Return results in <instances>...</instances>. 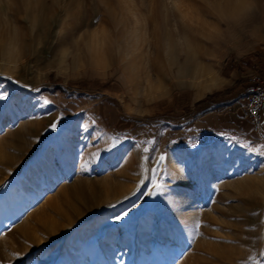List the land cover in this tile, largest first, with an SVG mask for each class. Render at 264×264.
<instances>
[{
	"label": "rangeland",
	"instance_id": "obj_1",
	"mask_svg": "<svg viewBox=\"0 0 264 264\" xmlns=\"http://www.w3.org/2000/svg\"><path fill=\"white\" fill-rule=\"evenodd\" d=\"M258 77L264 0H0V264H264Z\"/></svg>",
	"mask_w": 264,
	"mask_h": 264
},
{
	"label": "built area",
	"instance_id": "obj_2",
	"mask_svg": "<svg viewBox=\"0 0 264 264\" xmlns=\"http://www.w3.org/2000/svg\"><path fill=\"white\" fill-rule=\"evenodd\" d=\"M252 129L259 132L264 123V83L260 78L250 85L243 96Z\"/></svg>",
	"mask_w": 264,
	"mask_h": 264
},
{
	"label": "snow or ice",
	"instance_id": "obj_3",
	"mask_svg": "<svg viewBox=\"0 0 264 264\" xmlns=\"http://www.w3.org/2000/svg\"><path fill=\"white\" fill-rule=\"evenodd\" d=\"M0 98L7 99V96L6 95H3V96H0ZM57 126H58L57 123H53L52 125H50V127L53 128V129H55ZM221 135H226V134L221 133ZM228 139L230 141H232V142H237V138L235 136L228 137ZM262 147H264V146H262ZM160 159L163 160L164 157L161 156ZM156 187L157 188H160L161 186L160 185H156ZM127 215H128V213H124V216H127ZM116 219L117 220H121V219H123V216H118V217H116Z\"/></svg>",
	"mask_w": 264,
	"mask_h": 264
},
{
	"label": "crops",
	"instance_id": "obj_4",
	"mask_svg": "<svg viewBox=\"0 0 264 264\" xmlns=\"http://www.w3.org/2000/svg\"><path fill=\"white\" fill-rule=\"evenodd\" d=\"M206 112V111H205ZM205 114V113H204ZM240 114H242L241 113V110H240V112L238 113V115L239 116H241ZM246 125H248L249 126V128H251L252 129V127H251V124L250 123H248L247 121H246ZM263 129H264V124H263V127H262V129L260 130V134H261V136L263 135Z\"/></svg>",
	"mask_w": 264,
	"mask_h": 264
},
{
	"label": "trees",
	"instance_id": "obj_5",
	"mask_svg": "<svg viewBox=\"0 0 264 264\" xmlns=\"http://www.w3.org/2000/svg\"><path fill=\"white\" fill-rule=\"evenodd\" d=\"M209 112V111H206V113Z\"/></svg>",
	"mask_w": 264,
	"mask_h": 264
}]
</instances>
